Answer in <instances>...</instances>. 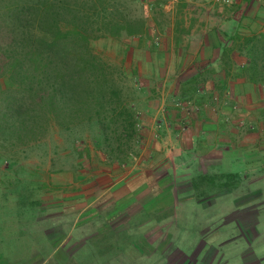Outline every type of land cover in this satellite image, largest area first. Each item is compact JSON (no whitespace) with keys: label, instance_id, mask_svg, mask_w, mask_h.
<instances>
[{"label":"rangeland","instance_id":"obj_1","mask_svg":"<svg viewBox=\"0 0 264 264\" xmlns=\"http://www.w3.org/2000/svg\"><path fill=\"white\" fill-rule=\"evenodd\" d=\"M120 1L146 19L150 35L91 45L113 67L146 139L113 153L97 120L69 131L44 122L33 142L0 135V264H264V87L239 79L214 98L192 85L184 92L178 82L192 73L183 60L202 38L196 5ZM190 19L199 25L191 35ZM258 19L239 31L264 32V15ZM235 28L229 21L220 31ZM184 131L203 138L185 141L182 159L174 161ZM122 166L142 173L135 207L114 205L102 214L74 206L70 172ZM78 184L83 191L84 180Z\"/></svg>","mask_w":264,"mask_h":264},{"label":"trees","instance_id":"obj_2","mask_svg":"<svg viewBox=\"0 0 264 264\" xmlns=\"http://www.w3.org/2000/svg\"><path fill=\"white\" fill-rule=\"evenodd\" d=\"M240 28L212 33L220 72L180 79L184 92L192 85L194 93L205 90L214 98L239 79L258 91L264 87V32L248 35ZM150 32L146 19L130 14L120 0H0V135L8 131L33 142L49 122L69 131L97 120L113 153L145 140L113 67L91 44L101 38L141 41ZM173 32L177 39V26ZM131 48L129 43L124 53ZM261 105L264 122V97Z\"/></svg>","mask_w":264,"mask_h":264},{"label":"crops","instance_id":"obj_3","mask_svg":"<svg viewBox=\"0 0 264 264\" xmlns=\"http://www.w3.org/2000/svg\"><path fill=\"white\" fill-rule=\"evenodd\" d=\"M185 3L195 4L194 8L197 13L196 18H199L198 23H200V31L202 32V38L199 46V49L194 54H191L188 50L189 59L187 62L183 60V64L187 63L189 65L191 73H196L195 71L203 72H212L214 70L220 72L217 64H219L218 56L215 54V39L212 34L215 30L223 29L225 23H230L234 27H245V23L250 21H259L258 17L264 15V0H222L226 5L222 8L216 7L215 2L221 0H184ZM178 2H181L179 0ZM177 2V3H178ZM173 4L175 2H172ZM186 6V5H185ZM227 10V12L225 10ZM186 13V11H185ZM211 15L213 17H211ZM213 19V21H211ZM229 20V21H228ZM193 20L190 19L189 25L185 23L187 32L194 34V31L197 28H193ZM195 21V20H194ZM232 27H230L231 29ZM184 47L190 48L189 44H185ZM187 56V55H186ZM151 62V61H150ZM156 63V62H155ZM199 68V69H195ZM176 77L178 72L181 69H177ZM163 77L169 76V70H164L162 72ZM215 76V75H214ZM213 77V76H212ZM183 78H185L183 76ZM230 86H228V89ZM230 90V89H229ZM187 131V130H186ZM181 132L179 137V142L184 144V147L174 150L172 152L174 161H180L184 155L185 141H190L195 138H203L201 134L190 136L189 132ZM120 167V166H119ZM124 166L120 168H106V169H97V170H84V174L80 175L78 172H70L69 183L72 189L75 192L72 193V196L76 197L78 201L71 202L74 206L82 207L81 209L94 208L98 207L101 210L102 214L107 213L114 205H119L122 209L128 210L132 207H135L137 201H140L141 196V183L139 182L142 173L134 172V169H131L128 172H125ZM84 180L83 191L78 182ZM139 179V180H138ZM77 183H76V182ZM132 181V182H131ZM149 184V183H148ZM110 195L112 198L109 201L106 200V197ZM75 198V199H76ZM116 201L120 202L119 204ZM149 200H144L143 203H147ZM77 203V204H76Z\"/></svg>","mask_w":264,"mask_h":264},{"label":"built area","instance_id":"obj_4","mask_svg":"<svg viewBox=\"0 0 264 264\" xmlns=\"http://www.w3.org/2000/svg\"><path fill=\"white\" fill-rule=\"evenodd\" d=\"M179 0H173V2H178Z\"/></svg>","mask_w":264,"mask_h":264}]
</instances>
